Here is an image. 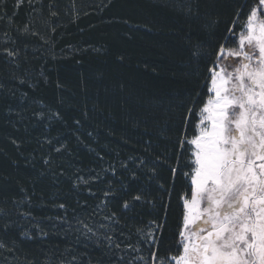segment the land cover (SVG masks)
I'll return each mask as SVG.
<instances>
[{
	"label": "trees",
	"instance_id": "trees-1",
	"mask_svg": "<svg viewBox=\"0 0 264 264\" xmlns=\"http://www.w3.org/2000/svg\"><path fill=\"white\" fill-rule=\"evenodd\" d=\"M254 2L0 0V264L178 255L194 147L177 141Z\"/></svg>",
	"mask_w": 264,
	"mask_h": 264
},
{
	"label": "snow or ice",
	"instance_id": "snow-or-ice-1",
	"mask_svg": "<svg viewBox=\"0 0 264 264\" xmlns=\"http://www.w3.org/2000/svg\"><path fill=\"white\" fill-rule=\"evenodd\" d=\"M247 21L236 48L217 47L208 69L213 95L199 108V131L177 141L195 147L185 148L190 187L182 197L178 255L167 264H264V0H255ZM192 113L188 108L185 127ZM146 236L150 248L160 243L154 232ZM140 259L166 264L157 251Z\"/></svg>",
	"mask_w": 264,
	"mask_h": 264
},
{
	"label": "rangeland",
	"instance_id": "rangeland-1",
	"mask_svg": "<svg viewBox=\"0 0 264 264\" xmlns=\"http://www.w3.org/2000/svg\"><path fill=\"white\" fill-rule=\"evenodd\" d=\"M248 31V23L246 24V26H245V29H244V32L243 33H246ZM245 48H246V50H247V45L245 46ZM229 60H231L232 58L231 57H229L228 58ZM223 66V65H222ZM210 87H211V81H210ZM211 93V92H210ZM211 95H213V93H211ZM198 131H199V129H198ZM193 147H195L194 145H193ZM257 163H259V161H257Z\"/></svg>",
	"mask_w": 264,
	"mask_h": 264
}]
</instances>
